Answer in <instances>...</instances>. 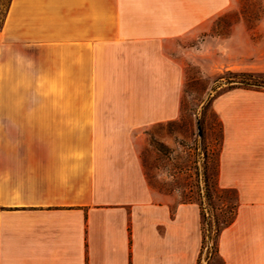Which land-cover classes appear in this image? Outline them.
<instances>
[{
  "label": "crops",
  "instance_id": "crops-1",
  "mask_svg": "<svg viewBox=\"0 0 264 264\" xmlns=\"http://www.w3.org/2000/svg\"><path fill=\"white\" fill-rule=\"evenodd\" d=\"M214 0H9L0 16V264H195L202 218L151 186L147 130L182 116ZM200 37H203L199 40ZM220 116L225 264H264V93Z\"/></svg>",
  "mask_w": 264,
  "mask_h": 264
},
{
  "label": "rangeland",
  "instance_id": "rangeland-1",
  "mask_svg": "<svg viewBox=\"0 0 264 264\" xmlns=\"http://www.w3.org/2000/svg\"><path fill=\"white\" fill-rule=\"evenodd\" d=\"M8 2L0 0L1 17ZM214 6L220 12L209 33L212 38L182 45L193 49L183 54L182 116L147 130L145 168L152 187L178 190L180 200L194 201L199 207L204 203L213 215L210 222L217 219L222 226L231 217L238 195L236 189L217 184L223 137L220 116L233 115L228 107L240 100L263 98L264 88L239 81L241 72L264 75V0H214ZM205 179L211 207L205 198ZM213 243L206 238L202 264H219L220 259L211 254Z\"/></svg>",
  "mask_w": 264,
  "mask_h": 264
},
{
  "label": "trees",
  "instance_id": "trees-1",
  "mask_svg": "<svg viewBox=\"0 0 264 264\" xmlns=\"http://www.w3.org/2000/svg\"><path fill=\"white\" fill-rule=\"evenodd\" d=\"M227 73L233 74L234 72L228 71ZM240 74L243 75V78L239 82H241L243 85L264 88V75L263 74H254L251 72H241ZM220 78H223V76H220ZM227 82H231V80L228 79ZM229 88H232V87H229ZM204 182H205V187H204L205 198L207 200H209L208 205L211 207L210 189L208 187L206 179L204 180ZM199 208H200V213L202 216V248H201L200 256H199V258L195 264H202L201 259H202L203 251H204L205 244H206V238H211V239L215 240V243H213L214 250H213V252H211V254H214L215 256H217L220 259L219 264H225V261H224L223 257L221 256L220 250H219V236L221 234V231L234 220L235 215H236V211H237V204L230 212L231 217L227 220L222 221V226L218 225L219 223H218L217 219L213 220V222H210L211 217L213 215H212V213H210L209 207L207 208V206L204 205V203H200ZM207 232H209V233H207ZM211 232H213V233H211Z\"/></svg>",
  "mask_w": 264,
  "mask_h": 264
}]
</instances>
